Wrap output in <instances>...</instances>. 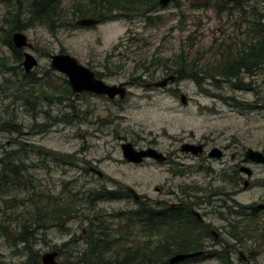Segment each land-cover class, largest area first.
<instances>
[{
  "label": "rangeland",
  "instance_id": "1",
  "mask_svg": "<svg viewBox=\"0 0 264 264\" xmlns=\"http://www.w3.org/2000/svg\"><path fill=\"white\" fill-rule=\"evenodd\" d=\"M74 1L76 4L80 0L62 1L64 13L59 21L63 25L55 31L44 23L22 28L31 46L20 51L35 56L38 64L32 72L41 81L50 77L60 94L66 87L62 80L65 75L50 66L49 55L63 51L100 73L107 83L127 82L123 99L81 92L69 100L51 97L49 101L39 97L36 89L25 99L22 91L29 88L32 78L22 76V65L16 67L10 46L2 40L10 22L4 20L5 7L0 2V118L13 117L20 124L19 132L0 129V158L15 148H27L32 176L26 184L32 183L34 192L56 196L54 201L76 200L73 207H79L59 225L30 228L34 249L40 257L59 249L58 264H85L78 263L81 259L76 257L90 238L98 236L94 232L103 231L99 233V239H103L106 226L114 229L124 223V217L113 216L115 212L138 205L124 195L96 200L90 212L89 192L103 186L126 194L130 187L144 196L143 202L160 208L162 204L181 203L185 194L195 196L194 209L219 233L218 242L209 238L204 250L226 248L235 264H264V251L255 236L239 240V235L229 232L230 223L239 219L233 212L239 205L264 202V164L246 163L252 175L240 173L236 185L226 169L234 161L231 153L240 158L247 147L264 152V62L252 72L243 73L237 88L222 79L215 85L204 78L198 85L188 76L164 87L144 85L167 76L164 61L182 48L188 50L191 59L214 61L208 55L211 45L247 42L248 17H243L232 2L218 10L216 0H171L148 12L139 6L123 8L116 18L77 26L78 18L90 15L73 16L70 6ZM142 2L149 8L152 0ZM242 6L247 10L254 6L264 13V0H245ZM181 94H185L186 103L181 102ZM126 141L136 148L155 147L169 157V162L145 159L141 164L128 163L120 148ZM183 142L204 143L205 151L200 156L182 152L179 148ZM214 146L222 149V157L208 158L207 152ZM50 152L69 155L72 163L55 159ZM244 178L250 181L247 188H243ZM28 195L25 190L0 195V225L6 227L7 234H14L20 209L16 211L6 199L26 198L29 212L34 205L27 200ZM48 199L42 198L41 205ZM147 240L130 232L122 236L116 249L136 247ZM152 240L156 243L157 239ZM22 244L0 230V264H23L27 255ZM176 264L220 263L214 257L200 255Z\"/></svg>",
  "mask_w": 264,
  "mask_h": 264
},
{
  "label": "trees",
  "instance_id": "2",
  "mask_svg": "<svg viewBox=\"0 0 264 264\" xmlns=\"http://www.w3.org/2000/svg\"><path fill=\"white\" fill-rule=\"evenodd\" d=\"M62 1L25 0L22 3L21 0H0L5 7L4 20L10 22L8 30L5 32L2 40L6 45L10 46L17 65L16 67L22 65V52L19 48L14 47L11 40L12 32L21 31L25 26L33 25L34 23H44L48 25L51 31H55L57 27L63 25L59 21L61 15L64 13L63 8H61ZM82 1L85 0H80L76 4L75 1L72 2L70 6L72 15H90L98 18L99 21L118 17L121 15L119 11L123 8L139 6L138 9H143L144 12H148L158 6L157 0H152L149 8L142 2L143 0H88L86 3ZM244 1L216 0L215 5L219 10L221 7H225V4L232 2L242 12L243 17H248L246 20L250 21V24L247 29L246 38H244L247 42L242 41L234 46H232L233 44L228 46L211 45V52L208 55L209 58L216 59L214 61H210L211 59L203 61L202 58L191 59L188 50L182 48L174 54V57L164 61L166 75L174 74L175 79L188 76L195 80L198 85L201 84L204 78L213 80L215 85H218L220 79H222L227 83H231L234 88L239 87L242 74L252 72V69H256L259 67V64L264 62V13L257 10L254 6L251 7V10L245 9L242 6ZM118 44L114 45L113 50L117 48ZM158 61H161V59L158 58ZM95 74L101 78L100 73L95 72ZM22 76L24 78H28L29 76L32 78L28 84L30 85L29 88L22 91L25 99L33 94L34 89H36L35 92L39 94V97H43V99L49 101L52 99L51 97H54L58 101H61L62 98L69 100L70 96L74 95L66 77H62L66 87L60 94L57 92L56 86L50 77L44 80L42 79L41 81V78L39 80L32 70L29 72L24 71ZM218 78L219 80H217ZM246 88L248 89V87ZM12 120L6 117L0 118V129L2 131L15 130L19 132L20 124L15 122L13 117ZM50 153L55 159L72 163L69 155ZM27 158L28 149L25 147L15 148L0 158V195L8 196L9 194H15L25 190L29 193L27 200L31 201L34 205V208L29 209L28 212L25 208L26 198L19 197L16 199L8 197V200L5 198L7 202H10L12 208H15L16 211L20 209V211L18 212V216H16L17 228L14 227V234L10 231L7 234L6 227L3 225H0V230L4 231L13 240L23 243L22 250L27 255L23 264H42L40 253L34 249V236H29L31 229H37L39 226L44 228L55 223L59 225L61 221L69 218L72 216V213L78 211L79 207H73L76 200L73 202L72 200L70 201L72 203L71 206L69 205L70 202L63 203L58 200L54 201L56 196L52 194L51 197L47 193L43 194V191L34 192L35 187L33 184H26L27 178H31L32 176L29 172ZM231 182L234 185L237 184L236 179L232 178ZM183 191L185 193V188ZM75 195L74 193L73 196ZM89 195L88 201L90 205L87 210L91 212L96 200L120 199L126 194L122 190H108L100 186L92 189ZM50 197L52 200H50ZM86 197H84V200ZM194 197L185 194L184 203L176 204L172 208L168 206L160 208V206L156 207L152 203L142 201L136 207L115 212L113 216L115 218L124 217V223L119 224L114 229L106 226L105 237L102 236L105 239H99L103 231L94 232L98 236L90 238V241L88 240V246L76 257V259H81L78 263L171 264L169 263V258L176 253L204 250L205 245L200 242V236L203 235L201 233V221L190 209L194 207ZM42 198H49L45 205H41L40 201ZM7 206L10 208L9 204ZM233 212L239 219L233 222V224L230 223L231 230L229 232L236 233L234 236L239 235L241 237L239 240H246L247 238L255 236V239L259 241L264 251V220H262L264 202L239 205ZM33 226L35 227L33 228ZM130 232L133 235L137 234L141 238L148 239V244L144 241L143 244L136 247L127 246L124 249H116L118 241L122 236ZM152 238L157 239L156 243ZM200 255L214 257L218 259L220 264H235L230 257V252L226 248L222 250L215 248L204 250L203 254ZM75 264L77 263L75 262Z\"/></svg>",
  "mask_w": 264,
  "mask_h": 264
},
{
  "label": "water",
  "instance_id": "3",
  "mask_svg": "<svg viewBox=\"0 0 264 264\" xmlns=\"http://www.w3.org/2000/svg\"><path fill=\"white\" fill-rule=\"evenodd\" d=\"M171 0H158V4L165 6ZM236 1V0H228ZM99 23V19L94 16L81 17L75 21L77 26H90ZM11 40L16 48L30 47V43L27 41V36L22 31H14L11 34ZM50 66L61 73H63L68 80L69 86L73 93L90 92L98 95H105L109 99L118 97L123 99L127 93V82H120L118 84H110L105 82L102 78L96 76L95 71L79 62V60L73 55L67 52L52 53L49 55ZM38 64L37 59L29 51L23 52L22 67L25 72L31 71ZM175 80L174 74H169L164 78L153 81L151 83L144 84L145 87H164L168 82H173ZM180 100L182 103H186L185 94L180 95ZM122 156L126 161L139 163L144 158H153L157 161H164L165 155L153 147L137 149L129 141L122 142L120 144ZM180 150L183 152H190L193 155L200 154L203 150V145L199 143L183 142L180 145ZM207 155L212 158H220L222 155V149L219 147H212ZM243 162H254L264 164V152L258 149H253L247 147L243 153ZM240 170L247 177L252 173V170L247 165H241ZM99 175H101L99 173ZM249 185V180L246 178L243 181V188H247ZM135 193V192H134ZM135 197L138 195L135 193ZM202 251L189 252V253H176L169 258V263L174 264L183 261L187 258L197 256L201 254ZM58 256V251L56 249L46 251L41 255L42 264H58L56 258Z\"/></svg>",
  "mask_w": 264,
  "mask_h": 264
},
{
  "label": "flooded vegetation",
  "instance_id": "4",
  "mask_svg": "<svg viewBox=\"0 0 264 264\" xmlns=\"http://www.w3.org/2000/svg\"><path fill=\"white\" fill-rule=\"evenodd\" d=\"M24 52V51H23ZM22 56H23V53H22ZM76 94H79V93H74V95H76ZM199 144H202L203 145V150H202V152L200 153V154H197L196 156H200V155H202L203 153H204V151H205V144L204 143H201V142H199ZM134 146V145H133ZM135 147V146H134ZM148 147H152V146H148ZM136 148V147H135ZM145 148H147V147H145ZM153 148H155V147H153ZM212 148V147H211ZM210 148V149H211ZM137 149H141V148H137ZM156 149V148H155ZM180 149V148H179ZM209 149V150H210ZM208 150V151H209ZM181 151V150H180ZM183 152V151H182ZM186 153H190V152H186ZM208 153V152H207ZM244 153V152H243ZM165 155V154H164ZM222 155H223V151H222ZM222 155H221V157H222ZM208 156V155H207ZM165 160L164 161H157V160H155V159H153V158H144L142 161H140L139 163H133V162H129V161H126V162H128V163H131V164H141L145 159H152V160H155V161H157V162H162V163H164V162H167L168 160H169V157L168 156H166L165 155ZM208 158H212V157H209L208 156ZM230 158H231V160H234L233 161V163H231V165L229 166V167H226V169H229L231 172L230 173H228V177L232 180V178L233 179H236L237 180V183H238V181L241 179V177L239 176V174L240 173H242L241 172V170H240V166L241 165H246V163H244L243 162V156L242 157H240L239 158V155L237 154V153H231V155H230ZM169 162V161H168ZM249 163H254V162H249ZM254 164H258V163H254ZM252 170V169H251ZM99 175V174H98ZM251 175H252V173H251ZM250 175V176H251ZM101 176V175H100ZM245 179V178H244ZM244 179L242 180V182L244 181ZM249 184H250V181H249ZM249 186V185H248ZM135 191L133 190V189H131L130 187H127L126 188V196L128 195V196H131L133 199H134V201L136 202V204H139V203H141L142 201H144L145 199H143L144 198V196H138V197H135V193H134ZM216 193V192H215ZM138 195V194H137ZM184 199V198H183ZM182 202L181 203H184V200H182V198L180 199ZM157 204H162V202H157ZM176 204H179V203H176ZM176 204H172V203H170V204H168V207H174ZM163 206H165V204H162ZM191 209V212L201 221V224H202V231H201V233L203 234L202 236H200V242L201 243H203L204 245H207L209 242H208V240H209V238H212V239H214V242L216 243V242H218V239H219V233L218 232H216L215 230H213L212 229V227H211V223L209 222V223H207V222H205L204 221V219H203V217L201 216V214L199 213V212H197L195 209H194V207H191L190 208ZM211 244V243H210ZM202 251V253L201 254H203V251L204 250H201ZM58 252H59V250H58ZM200 255V254H199ZM194 257V256H193ZM190 258H192V257H190ZM188 259V258H187Z\"/></svg>",
  "mask_w": 264,
  "mask_h": 264
}]
</instances>
